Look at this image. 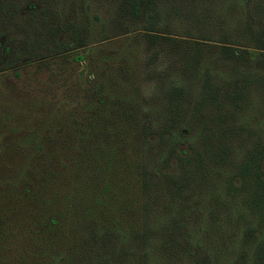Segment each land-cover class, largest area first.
<instances>
[{"label": "trees", "instance_id": "obj_1", "mask_svg": "<svg viewBox=\"0 0 264 264\" xmlns=\"http://www.w3.org/2000/svg\"><path fill=\"white\" fill-rule=\"evenodd\" d=\"M0 63L73 87L6 148L63 161L0 168L1 262L18 228L56 264H264V0H0Z\"/></svg>", "mask_w": 264, "mask_h": 264}, {"label": "rangeland", "instance_id": "obj_2", "mask_svg": "<svg viewBox=\"0 0 264 264\" xmlns=\"http://www.w3.org/2000/svg\"><path fill=\"white\" fill-rule=\"evenodd\" d=\"M4 69L5 68L3 67L0 68V155L2 154L0 168L6 167L4 164L7 165L9 163L8 165L10 166L18 165L21 167L22 165H41L43 168L48 167L52 169L56 165H59L60 155H58L59 159L53 158V161L44 160L45 156L43 154L42 159H40L39 153L30 145V147L26 148L27 152H25V154L22 151H17L16 148L13 147L10 155L5 157V151L6 148L8 150V147L12 146L13 142L18 146L20 140L28 136L29 132H31L30 129L37 128V119L45 118L43 115L46 109L49 112V110L53 108L54 111L52 112L59 111L67 116L70 115V110L68 108H71V105L68 104L66 110L62 109V106L66 103L64 100L68 98H70V103H73L71 72L68 75H60L61 78L57 81L56 76L52 75L54 74V71L47 70L48 68L44 67L37 68L32 65L26 68H19L18 70H15L17 71L18 77H14L12 73L1 75L3 74ZM42 84L46 89L45 92H42L41 90ZM36 96L37 98H43L36 101L38 102L36 106H33L32 104L29 105L26 98L31 99V97ZM52 120L56 119L52 118ZM12 128L18 129L17 132H19V134L14 136L10 135L9 130ZM39 134L43 135V132L41 131ZM43 140H41V142H43ZM58 144L59 146L55 144L53 147L46 146V148H48L49 151L57 149L59 152L67 150L68 153H71L70 158H72L73 150H70V148L73 146V141L69 140L66 142V138H64L63 140L59 139ZM29 156L33 157L30 161L28 160ZM54 160L57 161L54 162ZM71 162H73L72 159ZM66 163L67 161L65 164ZM1 183L5 185L7 184L4 180H0V184ZM34 188L36 189V187ZM33 204L34 202L31 203V205ZM30 208H32L30 205H27V207L24 208L25 213L23 212L22 216L25 220H30L31 217L35 216ZM13 209L15 212L18 210L16 208ZM14 221H16V218ZM3 224V222H0V228L4 227L2 226ZM42 235H44L43 232L40 234L38 232L33 234L28 232L23 236L20 234L19 229L15 228L12 234L9 235L10 239L12 238V241L14 240L13 236L17 238L14 240L15 245L14 247L4 245V247H6L5 250H3V253H5L4 251H8V260L7 263L0 261V264H56L46 260V256L43 252V244L41 245L39 240L34 242L30 241L35 240L34 237L36 236L43 237ZM46 237L49 238V236ZM20 239L25 241L24 243L26 244L24 246V254L22 252L23 262L17 259L21 253L20 248L18 247Z\"/></svg>", "mask_w": 264, "mask_h": 264}]
</instances>
